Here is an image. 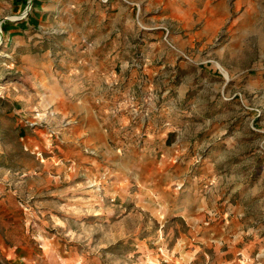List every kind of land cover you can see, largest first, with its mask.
I'll list each match as a JSON object with an SVG mask.
<instances>
[{"label":"rangeland","instance_id":"374dc122","mask_svg":"<svg viewBox=\"0 0 264 264\" xmlns=\"http://www.w3.org/2000/svg\"><path fill=\"white\" fill-rule=\"evenodd\" d=\"M0 264H264V0H0Z\"/></svg>","mask_w":264,"mask_h":264},{"label":"crops","instance_id":"0c3cea01","mask_svg":"<svg viewBox=\"0 0 264 264\" xmlns=\"http://www.w3.org/2000/svg\"><path fill=\"white\" fill-rule=\"evenodd\" d=\"M88 53H90V51H88ZM87 53V56H88ZM98 56L99 53L97 52ZM96 53H92L90 56L91 58L89 60H87V62H85L84 65V76L83 79L85 81V86H84V90L83 91H88L89 92V88L93 90H95L94 93H92V95H90L88 92L85 93L83 95V98H81V103L79 104V107L81 109H83V114H81V120L82 123L84 124V131H82L79 136L78 139L81 140L83 142V147L84 148H89V149H97L99 147L102 146V142H99V135L100 136H105V133H103L102 131V127H101V114H102V108L103 106L101 105V102H99L98 100H96L94 97L97 94L98 96L100 95V87H99V74L98 77L96 78L97 80H94L93 78H91V75L95 74V70L97 69L99 71V67H98V63H99V57H97ZM85 56V55H84ZM95 68V69H93ZM110 80V79H109ZM108 80V81H109ZM103 82V80H102ZM91 84V85H90ZM110 100L113 102L116 97L113 95H110ZM92 111H88V108H93ZM70 111H66V113L69 114ZM73 113V112H70ZM70 115V114H69ZM94 118V121L98 122V126L99 129L95 130L92 129V126L90 124V122L88 121V117L92 116ZM67 117V115H66ZM117 128V127H116ZM94 131V132H93ZM70 141V140H69ZM73 141V139H72ZM70 143V142H69ZM77 145L79 144H75L73 146V148L75 149L74 153H79L82 152V147L81 145L79 147H77Z\"/></svg>","mask_w":264,"mask_h":264}]
</instances>
